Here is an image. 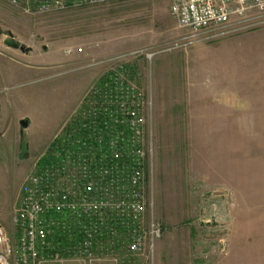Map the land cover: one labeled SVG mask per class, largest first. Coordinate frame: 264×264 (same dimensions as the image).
Returning a JSON list of instances; mask_svg holds the SVG:
<instances>
[{
	"label": "rangeland",
	"instance_id": "obj_1",
	"mask_svg": "<svg viewBox=\"0 0 264 264\" xmlns=\"http://www.w3.org/2000/svg\"><path fill=\"white\" fill-rule=\"evenodd\" d=\"M171 3L117 0L30 15L0 0V48L18 44L34 62L50 61V80L31 85L50 88V118L74 84L89 88L105 72L104 62H125L145 92V216L163 233L151 260L148 250L123 252L120 264H264V25L187 44ZM68 48L84 52L68 56ZM30 131L24 137L15 125L0 135V223L10 234L49 150L30 153Z\"/></svg>",
	"mask_w": 264,
	"mask_h": 264
},
{
	"label": "built area",
	"instance_id": "obj_2",
	"mask_svg": "<svg viewBox=\"0 0 264 264\" xmlns=\"http://www.w3.org/2000/svg\"><path fill=\"white\" fill-rule=\"evenodd\" d=\"M113 1L12 3L33 15ZM170 11L178 26L190 32L187 44L264 25V0H172ZM229 25L231 31L222 33ZM83 52L65 50L68 56ZM101 64L113 73L110 83L101 88L93 82L53 140L65 136L68 143L54 148L52 164L49 147L48 163L29 176L12 216L13 233L0 223V264H120L121 253L135 256L146 250L151 260L163 231L145 216L149 150L143 111L148 100L125 62ZM97 95L91 103L88 98ZM81 114L90 137L82 140L65 128Z\"/></svg>",
	"mask_w": 264,
	"mask_h": 264
},
{
	"label": "crops",
	"instance_id": "obj_3",
	"mask_svg": "<svg viewBox=\"0 0 264 264\" xmlns=\"http://www.w3.org/2000/svg\"><path fill=\"white\" fill-rule=\"evenodd\" d=\"M35 56L28 50L0 48V135L19 125L27 137V131L31 129L28 149L30 153L42 154L88 88L86 84H74L64 100H60L62 105L58 110L62 107L61 111L50 118V88L40 92L31 86L50 80V61L37 63L34 62ZM41 56L50 57L48 54ZM22 120L29 122L27 128L20 125ZM36 127L38 132L34 131Z\"/></svg>",
	"mask_w": 264,
	"mask_h": 264
},
{
	"label": "trees",
	"instance_id": "obj_4",
	"mask_svg": "<svg viewBox=\"0 0 264 264\" xmlns=\"http://www.w3.org/2000/svg\"><path fill=\"white\" fill-rule=\"evenodd\" d=\"M127 70H129V68H126ZM113 77V73L112 72H104L96 81L97 86L101 87V88H105V85L110 83L111 78ZM98 95L92 96L91 98V103H94L97 99ZM85 111L89 112V106H85ZM91 112V109H90ZM86 123V119L81 115L74 117L72 120H70L67 124L66 131L74 133V137L76 139H80L82 140V138H90L89 135L87 134L86 130L87 128L85 127ZM68 143V142H67ZM66 139L65 136H61L60 138L56 139L51 145H50V164H52L51 162H53V158H52V152L54 150V148L58 145V146H65L66 144ZM44 160H42L39 164H41V166L45 165L46 163H48L49 161V157L46 156L45 158H43Z\"/></svg>",
	"mask_w": 264,
	"mask_h": 264
},
{
	"label": "water",
	"instance_id": "obj_5",
	"mask_svg": "<svg viewBox=\"0 0 264 264\" xmlns=\"http://www.w3.org/2000/svg\"><path fill=\"white\" fill-rule=\"evenodd\" d=\"M13 48L15 49H21V50H25L24 48H21L18 44H12ZM20 125L22 126V128H27L29 125V122L27 120H22L20 122Z\"/></svg>",
	"mask_w": 264,
	"mask_h": 264
}]
</instances>
